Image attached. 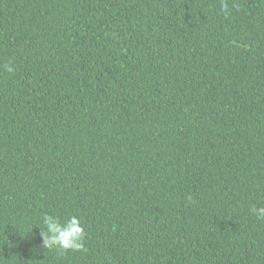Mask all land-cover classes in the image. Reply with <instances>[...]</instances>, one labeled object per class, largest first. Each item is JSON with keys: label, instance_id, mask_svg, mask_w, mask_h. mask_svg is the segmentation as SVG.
Wrapping results in <instances>:
<instances>
[{"label": "trees", "instance_id": "obj_1", "mask_svg": "<svg viewBox=\"0 0 264 264\" xmlns=\"http://www.w3.org/2000/svg\"><path fill=\"white\" fill-rule=\"evenodd\" d=\"M253 206L264 0H0V264H264Z\"/></svg>", "mask_w": 264, "mask_h": 264}, {"label": "clouds", "instance_id": "obj_2", "mask_svg": "<svg viewBox=\"0 0 264 264\" xmlns=\"http://www.w3.org/2000/svg\"><path fill=\"white\" fill-rule=\"evenodd\" d=\"M222 10L227 13V5H222ZM7 71H14L7 67ZM257 219H264V207H252ZM44 228L40 227L42 237V247L47 249L59 248L61 250H84L85 232L80 219L77 216H71L64 223L56 216L45 214L43 216ZM39 226V225H37Z\"/></svg>", "mask_w": 264, "mask_h": 264}]
</instances>
